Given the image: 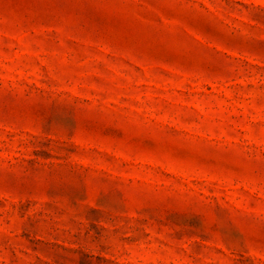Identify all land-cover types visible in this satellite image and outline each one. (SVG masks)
Returning a JSON list of instances; mask_svg holds the SVG:
<instances>
[{
    "label": "rangeland",
    "instance_id": "1",
    "mask_svg": "<svg viewBox=\"0 0 264 264\" xmlns=\"http://www.w3.org/2000/svg\"><path fill=\"white\" fill-rule=\"evenodd\" d=\"M0 264H264V0H0Z\"/></svg>",
    "mask_w": 264,
    "mask_h": 264
}]
</instances>
